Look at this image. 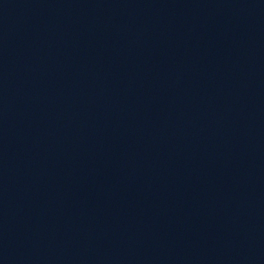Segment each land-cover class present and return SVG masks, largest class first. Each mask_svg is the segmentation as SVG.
Returning a JSON list of instances; mask_svg holds the SVG:
<instances>
[{
    "label": "water",
    "instance_id": "95a60500",
    "mask_svg": "<svg viewBox=\"0 0 264 264\" xmlns=\"http://www.w3.org/2000/svg\"><path fill=\"white\" fill-rule=\"evenodd\" d=\"M0 264H20V262L1 243Z\"/></svg>",
    "mask_w": 264,
    "mask_h": 264
}]
</instances>
